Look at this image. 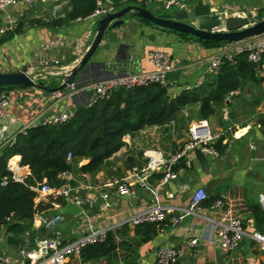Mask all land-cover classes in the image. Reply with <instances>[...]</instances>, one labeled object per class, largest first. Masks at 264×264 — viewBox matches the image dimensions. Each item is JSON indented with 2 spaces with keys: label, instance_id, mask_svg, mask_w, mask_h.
I'll list each match as a JSON object with an SVG mask.
<instances>
[{
  "label": "crops",
  "instance_id": "1",
  "mask_svg": "<svg viewBox=\"0 0 264 264\" xmlns=\"http://www.w3.org/2000/svg\"><path fill=\"white\" fill-rule=\"evenodd\" d=\"M69 1L39 3L32 8L20 5L0 12V29L8 30L0 39L1 72L11 74L23 69L40 72L47 62H56L55 67L46 70L51 72L49 77L41 80L49 91L23 87L3 91L9 96L10 105L0 117V153L6 141L20 134L26 125L48 123L67 109L80 108L85 100L79 96L52 102L51 94L63 84L67 71L89 50L97 33L98 20L88 18L61 28H47L36 22L53 18L52 11L64 16ZM202 1L211 5L213 14L225 17L246 14L253 18L264 14V7L246 11L234 0ZM258 2L264 3V0ZM118 3L121 8L117 10L140 4L146 5L148 10L151 5L160 6L153 0H118ZM161 9L156 7L158 13H153L159 16ZM127 19L131 20L129 25L104 38L92 59V67L79 74L75 83L82 84L105 75L150 72L154 70L151 54L164 52L172 59L169 94L175 98L184 91L203 87L209 78L205 73L208 60L232 45L209 47L196 39L149 25L140 18L128 16ZM14 24H17L15 28ZM199 110L200 106L188 107L170 125L146 128L135 137L127 136L125 146L94 177L73 172L76 193L91 201L93 207L77 217L65 216L61 224L66 227L65 231L58 226L47 227L51 234L54 237L60 234V242L69 243L92 230L117 233L122 246L111 264H154L157 252L163 246L185 252L178 264H264V249L253 238L255 234H264V214L260 205V197L264 196V128L259 123L264 116V83L260 90L253 88L252 84H245L243 92L228 98L225 106L207 120L220 135L215 148L222 140L221 145L226 148L223 153L207 155L200 149L190 152V165L185 158V167L179 168L177 179L166 186H160L161 180L156 174L148 178L150 186L158 192L160 204L171 209L170 216L187 210L200 188L207 192L206 201L215 200L212 204L204 201L200 210L187 215L180 226L173 227L170 222L161 226L126 224L134 215L155 205L153 193L140 188L138 195L132 198L104 188L111 179L125 178L134 168L145 167V153L150 150H160L168 159L180 153L189 143L188 129L198 120ZM87 163V160L81 161L79 167ZM16 173L26 179L31 171L21 168ZM133 183L139 187L137 181ZM104 194L108 195L107 199ZM42 199L43 195L38 194L36 204ZM217 200L223 201L220 209L213 208ZM228 216L240 218L245 230L240 248L229 256L223 253L218 238L220 223ZM55 217L57 212L52 216L41 214L40 219H34V229L38 231L44 227L45 221ZM7 236L5 229H0V254L18 258L24 247L8 245ZM40 239L43 238L38 236L37 240ZM192 240L198 242L194 248L190 247ZM67 264L110 263L106 259L82 263L72 257Z\"/></svg>",
  "mask_w": 264,
  "mask_h": 264
},
{
  "label": "trees",
  "instance_id": "2",
  "mask_svg": "<svg viewBox=\"0 0 264 264\" xmlns=\"http://www.w3.org/2000/svg\"><path fill=\"white\" fill-rule=\"evenodd\" d=\"M114 2L116 9L121 8L118 0ZM139 6L147 9L144 4ZM96 8L97 0H70L64 9V16L36 22L47 28H61L71 22L90 18ZM182 37L196 39L191 36ZM200 42L209 47L228 44ZM235 61V64L225 62L217 74L208 75V81L203 87L184 91L175 98L159 85L132 90L120 88L111 98L92 108H78L75 117L66 123L39 126L26 134L16 135V143L12 147H4L0 153V229L4 228L7 235L17 238L27 237L28 242L23 247L33 249L38 236L54 237L47 227L38 231L34 229L35 216L49 213L53 209L52 202L36 204L38 194L34 189L40 190L44 185L60 186L58 175L67 170L96 176L109 159L125 146L124 139L127 136L135 137L146 128L170 125L188 107L200 106V120H210L218 109L225 106L228 98L243 92L245 84H252L253 88L260 90L264 83V59L260 65L252 64L247 54H241ZM7 89L11 88H0V93ZM259 123L264 128V116ZM221 144L222 140L216 145L219 153L226 150ZM69 154L73 156L72 164L68 163ZM84 160L88 163L79 167V163ZM179 163L181 165L173 167L174 173L185 167V158ZM20 168H29L31 171L23 182L14 179V171ZM155 176L159 180L164 177L159 173ZM73 186L76 187V182H73ZM214 201L206 202L212 204ZM59 203L63 206L66 204L63 200ZM121 246L117 233L109 232L104 243L83 249L80 260L82 263H90L106 259L111 264L117 258Z\"/></svg>",
  "mask_w": 264,
  "mask_h": 264
},
{
  "label": "built area",
  "instance_id": "3",
  "mask_svg": "<svg viewBox=\"0 0 264 264\" xmlns=\"http://www.w3.org/2000/svg\"><path fill=\"white\" fill-rule=\"evenodd\" d=\"M60 1L61 0H0V12H5L9 8L20 5H23L26 8H32L39 3L49 4L59 3ZM153 1L160 4L162 8H170L183 7L186 0ZM116 10L114 0H97V8L90 18L99 20L108 14L116 12ZM243 17H247V15L243 14ZM16 26L17 24H14V28ZM7 31V29H0V39ZM241 54H247L248 61L250 63L260 65L264 59V36L238 42L232 44L231 47L224 48L220 53L208 60L205 69L206 75L217 74L225 62L235 64L237 56ZM150 58L152 64L154 65V70L150 72L105 75L96 79L86 80L82 84L74 82L66 90H54L51 94L52 102L82 96L85 100L80 107L92 108L99 102L111 98L112 94L120 88L132 90L139 87L159 85L169 91L171 88L169 74L173 70L171 57L164 52H153ZM55 65V61L47 62L45 67L40 70V72L36 70H32L30 72L28 70V74L32 77L34 82L42 83L41 80L43 78L47 79L51 73L46 70L55 67ZM64 82H66V80H64ZM9 105V96L5 92H1L0 117L3 116L4 112L9 108ZM77 110L78 108L67 109L45 124H35V122L28 124L21 130L20 134H26L30 129L39 126H58L66 123L75 117ZM188 134L190 137L189 143L177 155L168 159L162 151L150 150L145 153V158L147 160L145 167L134 168L131 175L125 178H113L104 186L105 189L114 190L119 195L132 198H135L138 195V190L140 188L149 190L153 193L156 201L155 205L134 215L126 222V224L132 226H161L166 222H170L173 227H178L183 223L187 215L195 214L198 210H200L202 203L208 199L205 189L200 188L193 195L191 204L187 210H185L182 214L170 216L171 209L160 204L157 190L153 189L148 183V178L151 174L154 175L159 173L161 169H164V177L160 181V186H166L169 182L176 180L177 174L173 172V167L183 158H186L187 164L190 165L188 157L189 153L192 151L200 149L204 154L218 155L215 143L219 139L220 135L214 132L207 120H199L192 123L189 126ZM15 143L16 136L8 139L4 144V147H12ZM72 161L73 156L72 154H69L68 163L72 164ZM14 179L17 182H23L24 180L17 175L16 170L14 171ZM58 179L61 182V185L58 187L44 185L40 190L34 189L37 194H41L44 197V200L42 199L39 203L52 202L53 209L50 212H57L63 207V205L59 203L60 200L65 202L71 201L74 205L82 208L84 213H87L93 207V203L91 201L84 200L78 193H76L77 190L73 186V171L67 170L61 172L58 175ZM134 181H137L139 187H136L133 183ZM103 197L107 199L108 195L104 194ZM260 205L264 214L263 195L260 197ZM222 206L223 201L217 200L214 203L213 208L220 209ZM12 217L13 215L8 219V221H10ZM40 217L41 215L37 214L34 219H40ZM55 218L48 222L45 221L44 227H50ZM108 233V230H92L80 239L69 243H61L59 240L60 234H57L53 238H43L37 240L36 246L33 249H28L27 247L22 248L18 258H12L10 256L0 254V264H67L68 260L72 257L80 260L81 253L86 247L96 243H104L107 240ZM244 236L245 230L243 222L240 218L228 216L220 223L218 238L221 249L225 255L229 256L238 250ZM253 238L264 249V234H255ZM197 244V240H192L190 242V247L194 248ZM184 256L185 252L182 249L163 246L158 250L156 262L154 264H178Z\"/></svg>",
  "mask_w": 264,
  "mask_h": 264
},
{
  "label": "water",
  "instance_id": "4",
  "mask_svg": "<svg viewBox=\"0 0 264 264\" xmlns=\"http://www.w3.org/2000/svg\"><path fill=\"white\" fill-rule=\"evenodd\" d=\"M162 17L156 16L152 11L139 6H127L121 10L108 14L97 21V33L89 48L78 64L67 71L64 82L58 89L66 90L72 85L77 76L92 67V59L99 49L102 41L110 32L129 25L132 18L143 19L154 26L176 33L181 36H191L200 41H217L228 44H235L249 39L264 36V18L253 23L252 16L248 17H225L220 14H213L211 5L202 0H186L183 7L162 8ZM34 88L49 91L43 83H36L28 74V70L23 69L16 73L6 74L0 71V88ZM164 174V169L159 171ZM153 174H151L152 176ZM173 184V183H172ZM84 211L74 205L71 201L57 211V217L53 220L50 227L58 226L65 231L62 226L65 216H80ZM52 216L53 212H49ZM24 237L7 236V244L20 248L27 243Z\"/></svg>",
  "mask_w": 264,
  "mask_h": 264
},
{
  "label": "rangeland",
  "instance_id": "5",
  "mask_svg": "<svg viewBox=\"0 0 264 264\" xmlns=\"http://www.w3.org/2000/svg\"><path fill=\"white\" fill-rule=\"evenodd\" d=\"M258 1H259V0H234V3H235L236 5H238V6H240V8H241L242 10L249 11V10L254 9V8L262 9V8L264 7V3H263V2L259 3ZM160 6H161V5H160ZM160 6H159V5H151V6L149 7V9H150L152 12L158 13V12L155 10V8L158 7L159 9H161ZM159 13H161L162 15L164 14V12H163L162 9L160 10ZM51 14H52V17H55V15H56V16L58 15V13H55L54 11H52ZM44 18H47L46 15H44ZM263 18H264V14L259 15V16H258V15L253 16V18H252V22H253V23H256V22L260 21V20L263 19ZM198 120H200V118H198ZM198 120H197V121H198Z\"/></svg>",
  "mask_w": 264,
  "mask_h": 264
}]
</instances>
